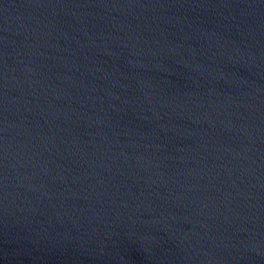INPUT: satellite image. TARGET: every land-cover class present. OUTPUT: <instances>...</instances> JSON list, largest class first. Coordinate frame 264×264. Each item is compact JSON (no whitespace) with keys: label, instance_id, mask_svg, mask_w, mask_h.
<instances>
[{"label":"water","instance_id":"95a60500","mask_svg":"<svg viewBox=\"0 0 264 264\" xmlns=\"http://www.w3.org/2000/svg\"><path fill=\"white\" fill-rule=\"evenodd\" d=\"M0 264H264V0H0Z\"/></svg>","mask_w":264,"mask_h":264}]
</instances>
